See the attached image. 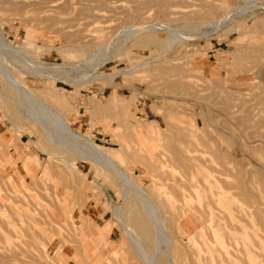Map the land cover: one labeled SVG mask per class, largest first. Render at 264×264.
Instances as JSON below:
<instances>
[{"label":"rangeland","instance_id":"374dc122","mask_svg":"<svg viewBox=\"0 0 264 264\" xmlns=\"http://www.w3.org/2000/svg\"><path fill=\"white\" fill-rule=\"evenodd\" d=\"M5 1L6 4L0 0V38L12 51L22 52L26 57L19 59L24 60L23 64L26 62L24 69L19 62L12 66V76L35 90L50 110L65 117L74 132L111 152L122 169L154 192L161 202L171 200L173 190L167 185L170 177L187 180L183 166L165 162V157L175 154L179 141L188 136L201 150L217 148L220 156L215 153V161L219 160L216 170L223 174H212L223 184L220 190H228L231 198L230 203L223 200V204H228L219 206L221 211L229 218L237 215L240 208L254 203L260 208L257 217L264 220V148L258 144L259 136L264 133L261 98L264 97V63H256L254 54L258 34L264 29V0H223L224 11L206 23L199 22L196 13H189L190 16L186 13L198 9L195 0H170L173 3L169 0H54L58 7L53 12L38 0L31 5ZM162 9L176 10L180 15L168 14ZM96 13L101 14L98 16L101 19L94 17ZM52 14L63 17L60 20L65 19L64 22H53ZM131 27H141L142 31L122 35V31ZM113 40L114 50L101 47ZM38 62L48 68H60L49 76L47 72L40 73ZM12 91L0 75V264H86L91 254L92 258L87 260L91 264H117L115 254L127 246L113 212L123 202L120 180L106 168L79 156L65 155L66 152L48 143ZM119 102L125 107L124 118L116 107ZM116 116L130 128L116 129ZM186 131H194L196 135H187ZM9 132L14 138L8 136L6 140ZM249 132L258 133L254 137ZM137 134L153 155L131 152ZM19 155L24 157L23 161ZM46 168L51 175H43L42 170ZM64 175L76 197L64 186ZM238 181L244 189V200L240 201L242 196H237L239 199L232 196L236 190L231 188ZM226 184L230 189L225 190ZM187 191V198L190 196L197 207V193ZM72 195L75 198H70ZM24 204L34 205L32 211L16 215L14 211ZM44 221L51 222L56 230ZM51 229L56 232H53L55 236ZM95 230L100 235L111 231L102 239ZM172 241L176 250L183 249L178 239ZM12 252L18 259L11 256ZM4 253L8 258L2 256ZM127 261L119 264H129Z\"/></svg>","mask_w":264,"mask_h":264},{"label":"bare ground","instance_id":"6f19581e","mask_svg":"<svg viewBox=\"0 0 264 264\" xmlns=\"http://www.w3.org/2000/svg\"><path fill=\"white\" fill-rule=\"evenodd\" d=\"M3 1H4V3L6 2L5 0H3ZM8 1H10V0H8ZM12 1H14L13 2L14 5L19 4L20 2L25 3V5H31V4L36 3L35 0H11V2ZM38 1H40V3H42L43 5H45V7H47V9L50 12L52 10H54V8L58 7V5L56 6V3H53L54 0H38ZM15 2H17V3H15ZM160 2L161 1H159V3ZM170 2L173 3V1H170ZM182 2H185V0ZM195 3L197 6H199L198 9L197 10L192 9L186 13L187 14L196 13L197 20L199 22H204V23H206V20H208L210 18H214L218 13L224 11V9L226 8L223 0H195ZM0 4H1V2H0ZM7 4H9V2H7ZM11 4H9L10 7H12ZM167 4H170V3H167ZM161 5L163 6V4H161ZM196 5L194 4V6H196ZM184 6H185V4H184ZM16 7H17V5H16ZM189 7H191V6H189ZM125 8H126V6H125ZM126 9H124V10L126 11ZM162 11L165 13H168V14H170V13L177 14L178 13V11L171 10V9L170 10L162 9ZM137 12H139V11H137ZM134 13H135V11H134ZM139 13H142V11ZM182 13L184 14L185 12H182ZM178 14L180 15V13H178ZM95 15H97V16H95ZM95 15H94V17H96V18L99 15L101 16V14H97V13ZM138 15H140V14H138ZM196 15L194 14L192 16H194V18H196ZM102 16H103V14H102ZM128 16H132V14H130ZM147 16H148V14H147ZM189 16H190V14H189ZM50 17H51L50 20L52 19L53 22H55V21L61 22L60 19H63V17H59V16L53 15V14ZM84 17H86V16H84ZM46 18L48 19V17H46ZM98 18H100V17H98ZM133 18H135V16ZM191 18H193V17H191ZM47 19H46V21L49 22L50 20L48 19L49 20L48 21ZM64 20L62 22H64ZM193 20H196V19H193ZM94 25H93V27H94ZM84 26H85V24H84ZM73 27H75V25H73ZM91 29L92 28H90V31H91ZM93 29L96 30L95 28H93ZM97 29H99V27ZM101 29H102V27L100 28V30ZM71 30H72V28H71ZM141 31H142L141 27L134 28V29L131 27V29H128V30L126 29V30H124V32L122 31V35H124V36H130L131 34L136 35L137 33L141 32ZM69 32H71V31H69ZM97 32H100V31H97ZM172 34H174V33H172ZM81 35H83V34H81ZM68 36H71V34ZM258 37H260V38L256 40V45H255L256 49H254L255 50L254 54L257 55L256 61H258V62H256V63H260L263 65V63H264V29L258 34ZM104 39H105V36H104ZM105 40H107V39H105ZM104 42L105 41L101 42V45ZM114 43H115V41L113 40L110 44L105 43L101 47L107 48L106 50L109 51L110 49L114 48ZM99 45H97V46H99ZM95 46H96V44H95ZM96 48H98V47H96ZM21 57L26 58L22 52H16L14 50L12 51L11 48L8 45H5V43L0 38V75L6 81L9 88L10 89L12 88V90L14 91L15 95L17 96V100H16L17 103L23 107L26 114L33 120L32 122H34V124H36V126H38V129L40 128V130L44 134V139H47L48 143L54 144L53 147L56 145L59 149L66 152L65 155L79 156L81 159H84V161L88 160V161L93 162L97 166H100L102 168H106L110 172L111 175L117 177L121 182L122 189H123V202L120 204V206L115 207L113 209V212L115 213V216L117 217V222L119 225L118 228L123 232V234L126 238L127 246L125 248L121 247V250H123V251L120 250L119 252H117L115 254L116 261H118L117 264H119L120 262L124 263L125 260H129V262L127 261L129 264L130 263H132V264H134V263L135 264H264V220H262L261 217H257L259 214V212H257V211H260V208L258 210L257 207L254 205V203L247 206L248 200L245 199V202L247 201L246 202L247 207L246 208H240L239 210H237L238 211L237 215H234V216L228 218L221 211V209L219 207V206L222 207V205H226V204L230 203L231 198H230V192H228V190H226L230 186L228 187V185L226 184L227 185V188L225 187L226 191H224V192L221 191L220 189H221V186H223V184L221 182L219 183V178L217 175L212 174V173H217L219 171V170L218 171L216 170V164H217V162H219V160L218 161L216 160L217 162L215 161V159L217 157V156L215 157V153L218 154V156H220L217 148H215V149L209 148L207 150L206 149H204V150L199 149L197 147V145L192 141V138L190 140V139H188V136H187L188 134L190 136H195L196 133L194 134V131L193 132L189 131L192 134L191 135L190 133H187V131H186L187 135L184 133L187 136L186 140H183V142L179 141V143L177 142L178 144H180V145H178L179 147L177 146V144L174 145L175 147L177 146L175 148V154L172 153L169 156L165 155V156H168V158L165 157L167 159V160L165 159V162L171 161L172 164L174 163L173 165L176 164L177 166L180 165V167L183 166V168H182V170L184 169V171H182V172H184L183 176L184 177L187 176V180L186 179L181 180L178 178L173 179L171 177H170V179L167 178V179H169L167 181H170L169 184H167V185H168L170 190H173V192L171 191L172 192L171 198H170L171 200L168 201L166 199L167 201L162 200V202H161V200L159 201L158 199H156V197L153 194L154 192H151L149 190V188H147L146 186L137 182L135 180V178H133L128 171L122 169V166L120 165V163H118L110 154L111 152H108L106 149L102 148L101 146L94 144L93 142H89L85 138H82L77 133V131L74 132L69 127V124L66 121V119H64L65 117L63 118L57 112H53L52 110H50V108H48V105L46 104V102L36 93L35 90H31V89L27 88L24 84H22L20 81H18L16 78H14L12 76L11 69H12V66H14L16 63L19 62V64L22 66L21 69H24V67H25L26 62L23 64L22 62L24 60L21 59V61H19V59ZM243 60H244V62L246 61L245 59H243ZM252 60L254 62V59L251 58V61ZM96 61H98V60H96ZM248 62H250V60ZM253 62H250V63L253 64ZM38 63L39 64H37V66L40 68L39 70L41 71V72L40 71L39 72L40 73L47 72L46 74L49 76H50V73H52L53 71H56L57 68H60V67H54V66L52 68H48L49 66L45 67L42 62H38ZM141 64H142V62H141ZM254 64H255V62H254ZM53 65H55V64H53ZM240 65L241 64H239V66ZM253 65L250 66V64H249L248 66L253 68ZM256 66H257V64H255L254 67H256ZM259 66H261V65H259ZM243 68L245 71L246 67L244 66ZM252 68H251V71H252ZM240 70H242V69H240ZM249 70H248V72H249ZM57 72H53V75H54V73H57ZM253 72L256 73L257 71L256 72L253 71ZM259 72H260V70H259ZM238 74H239L238 72H237V75L235 73L236 76H238ZM244 74H246V73H244ZM235 75H234V77H235ZM258 77H259V75H258ZM258 77H256V78H258ZM255 89H257V87ZM259 91H260V93L262 92L260 89H259ZM15 95H14V97H16ZM257 95H258V93L256 94V97H257ZM232 96H234V95H232ZM261 98L264 101V97H261ZM258 100H261V99L258 98ZM236 101H238V100H236ZM247 101H250V100H247ZM116 107L118 108L120 114L124 118L125 107L120 102L118 103V105ZM92 109H94V108H92ZM255 109L256 108H254L253 111ZM100 110H102V108L98 109V111H100ZM247 110H249V108ZM95 111H97V108L95 109ZM245 112H246V110H245ZM250 117H251V115H250ZM114 118L117 119L116 129H117V127L118 128L122 127L125 129L130 128L128 125H126V124L124 125L122 123V120L118 116H116ZM250 119H252V118H250ZM11 121H12V119H11ZM135 125H137V124H135ZM260 130L262 131V129H260ZM136 132H137V130H136ZM9 133L5 137L6 140L8 139V136H12V134L10 133V135H9ZM251 133L252 132H249V134H251ZM254 133L255 132H253L252 134L255 137V135L258 132L256 134H254ZM43 134H42V136H43ZM136 136H137V140L135 143L136 145H135V147L131 146L132 147V150L130 149L131 152L136 153V154L139 153V154H142L143 156L152 154L151 149L149 148L147 143H145L141 139L140 134H137ZM253 136H251V137H253ZM12 138H14V137L12 136ZM236 138L239 139L238 137H236ZM130 140L131 139L129 138V141ZM229 140H231V139H229ZM256 141L257 140H255V142ZM132 142L133 141H131L130 144ZM249 142H252V141H249ZM11 144H13V143H11ZM198 144H200V143H198ZM203 144L201 143L200 145L203 146ZM246 144H247V142H246ZM258 144H259V146L264 148V133L259 136ZM7 145H6V147H9V145L8 146ZM255 146H256V144H255ZM57 147H55V148L57 149ZM205 147L206 146H204L203 148H205ZM242 150H244V149H242ZM251 150H253V148ZM260 150H262V148ZM257 151H259V150H257ZM167 153H169V151ZM223 154H225V153L222 152V156H223ZM123 155L124 154H122V156ZM56 157L59 159V155ZM223 157H225V156H223ZM23 158L24 157H22V155H19V159L21 161H23ZM143 158H145V157H143ZM225 158H223V159H225ZM146 161H147V158H146ZM226 161H228V160H226ZM263 163H264V160H263ZM162 164H164V163H162ZM170 166L172 167V165H170ZM218 167H219V165H218ZM220 167H222V165ZM263 168H264V166H263ZM42 171H43L42 172L43 175L44 174L45 175H47V174L51 175V173H49V168H46ZM150 172H151V170H150ZM218 173L221 175L223 174V173H221V171ZM224 174H225V172H224ZM62 180L64 181L63 182L64 186L66 185L65 187H67L69 189L68 185L70 183L68 184L67 176H65V178L63 177ZM162 180H165V179L162 178ZM185 180L187 181L186 182L187 185H184ZM163 182L164 181H162V183ZM5 183H6V181H5ZM5 183L3 185H5ZM229 183H231V182H229ZM220 184H221V186H220ZM238 184H239V181L236 185L234 184V187H232L233 186V184H232L231 188L236 190L235 192L232 191L233 192L232 196L233 195H235V197H237V196L241 197L242 196V199L241 198L239 199L237 197L240 201V200H244L243 199L244 189L242 187H240ZM250 185H252V184L250 183ZM258 186H259V184H258ZM72 189L73 188H71L69 190H71L74 193V190H72ZM222 189H224V187ZM186 190H188L187 191L188 193L190 192V190L197 193V201L199 203L197 207H195L196 205L194 206L192 204V202H191L192 198L190 196H189V198H187V195L185 193ZM85 193H87V190ZM75 194L76 193H74V195ZM76 195H75V197H76ZM190 195H192V193H190ZM256 195H258V194H256ZM158 196H157V198H158ZM75 197L72 195L70 198H75ZM248 197L250 198V196H247L246 198H248ZM78 198H81V197H78ZM193 198H194V196H193ZM257 199H259V198H257ZM194 200H195V198H194ZM223 200H228V203L223 204ZM20 202H22V201H20ZM245 202H243V203L245 204ZM257 203H259V201ZM260 203H262V202H260ZM29 205L24 204L18 210H15V211L13 210V211L16 215L20 214V212H23V213L30 212V211H32L31 208L34 205L32 206V204H31L32 207H30ZM163 206L166 207V208L164 207L165 209H167V208L168 209L164 210V208H162ZM198 207L201 209H199ZM6 209H8V208H6ZM232 210H233V206H232ZM234 210H236V209H234ZM261 213H263V212H261ZM8 214H10V213H8ZM260 215H262V214H260ZM12 219H13V217H12ZM14 219L16 220L15 217H14ZM49 221H51V220H49ZM49 221H46V222L44 221L45 222L44 224H46V223L48 224ZM14 222L16 223V221H14ZM28 222H27L26 226H28ZM51 222H53V221H51ZM51 222H49L50 225H51ZM117 222H116V224H117ZM24 223H26V222H24ZM5 226L6 225H4V228H5ZM15 226H17V225H15ZM114 227H117V225ZM51 228L53 229L52 225H51ZM29 229H31V228H29ZM46 229L49 230V228H46ZM52 229H51V233L55 232V231L52 232ZM54 229H55V227H54ZM6 231H8V230H6ZM25 232H26V230H25ZM96 232L99 234V236H101L102 239H105L106 235L109 234V232H106V231L101 233V235L98 231H96ZM27 233H28V231H27ZM55 233H53V235ZM9 234H12V232H10ZM32 234H34V233H32ZM28 235H30V234L28 233ZM28 235H27V238H28ZM35 235H36V232H35ZM71 238H73V237H71ZM173 238L178 239L180 246L183 247L182 250L181 249L176 250L175 244L172 241ZM91 239H92V237H91ZM188 240L193 241V243L192 242L189 243ZM59 241H61V240L59 239ZM195 241L199 242L198 245H196L197 243L195 244ZM104 242H105V240H104ZM194 245H195V247H194ZM78 251H80V250H78ZM5 254L6 253H4V255H2V256L8 258V256ZM14 254H16V253H13V255H11V256L14 257ZM16 257H14V258H16ZM32 258H34V257H32ZM91 258H92V254L90 256H88V259H91ZM17 259H18V257H17ZM85 259H86V257H85ZM87 260H86V264H91ZM111 260H113V259H111ZM84 262L85 261H83V263ZM107 262H109V261H107ZM112 263L114 264V262H112Z\"/></svg>","mask_w":264,"mask_h":264}]
</instances>
